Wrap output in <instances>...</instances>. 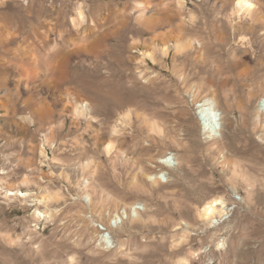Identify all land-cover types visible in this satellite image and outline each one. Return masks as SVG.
<instances>
[{"label": "rangeland", "instance_id": "obj_1", "mask_svg": "<svg viewBox=\"0 0 264 264\" xmlns=\"http://www.w3.org/2000/svg\"><path fill=\"white\" fill-rule=\"evenodd\" d=\"M178 1L149 0L173 13ZM231 1L187 0L183 34L146 49L153 33L138 22L146 0H0V264H264V0H251L258 14L241 19ZM100 4L130 8L109 42L126 63L112 65L111 54L86 64L74 57L70 80L46 87L39 61H53L56 49L43 47L42 36L59 44L79 11L92 17ZM34 30L37 40L22 46ZM135 40L155 62H128L142 57L131 52ZM163 43L182 48L162 55ZM107 78L118 92L112 100L89 86L101 90ZM208 98L223 113L214 141L196 110ZM80 101L94 102V118L76 111ZM166 155L181 168L161 164ZM160 172L168 182L148 178ZM8 190L30 196L6 197ZM217 196L235 210L212 227L199 211ZM138 202L146 210L133 219ZM126 208L131 220L114 230L118 247L100 251L89 212L107 221L102 212Z\"/></svg>", "mask_w": 264, "mask_h": 264}, {"label": "bare ground", "instance_id": "obj_2", "mask_svg": "<svg viewBox=\"0 0 264 264\" xmlns=\"http://www.w3.org/2000/svg\"><path fill=\"white\" fill-rule=\"evenodd\" d=\"M231 2H233V10L231 13L233 17H239L241 19L242 17L248 14H251V13L258 14L257 12L254 11V5L251 2V0H234ZM186 3H187V0L178 1L177 7H176L177 9L175 13H173V11H170V7L166 6L164 3H161L159 5H153L149 2V0H146L145 4H140L143 7L142 13L144 12V14L138 18V22L142 27H144L145 29L153 33V36H151V38L148 41H145L143 44L146 49H153V48L156 49L157 42H167V38L176 36V34L177 35L183 34V32L185 31L184 26L186 25L184 23L185 19H184V16L182 15L183 14L182 10L185 9ZM129 9L130 8L128 5L126 7H123V9H121L120 7H113L109 5L103 6L100 4V6H98L95 9V12L94 14H92V17L87 16L85 13L86 11L85 12L79 11L77 18H73L72 16L73 18L71 20L72 28H69V29H66L60 32L59 44H58V41L56 42L55 40L50 39L48 36H42L43 47H46L49 50L56 49L53 61H50L47 59H41L39 61V66H40V69L43 75L42 83L46 87H50L52 84L54 86L59 87L63 85L64 82L70 80L69 70H70V66L74 63V62L72 63V59L74 57L76 59L79 58L81 62L86 64L89 57L91 60H95V59L99 60L103 56H110L111 54L110 63L112 65H116L118 68H120L121 65H123L122 63H126L125 59H123L122 56H120L121 52H119V50L112 51L109 45V42L111 39L117 37L120 30L125 27V23H126L125 16H126V12H128ZM151 9L154 11H157L158 13H156L155 16L146 17L145 12ZM55 17H58V16H55ZM50 22H52L51 19H50ZM58 23L59 22H57V24ZM39 35H40L39 31L34 30L30 36L24 38L22 46L29 44L31 42L30 41L31 39L37 40V36ZM163 44L165 45H163L162 48H160L162 55H168L171 50H175L178 53L182 48L181 47L182 43L177 44V45H173V44L167 45L166 43H163ZM130 49L132 53L139 54V56H142L141 59H136L138 57L130 56L128 58V62L130 61V63L138 62V64L148 65L147 64L148 60L155 62V60L157 59L155 53H145V54L144 52L142 53L140 49V43L138 40L134 41ZM6 51L10 54H13L11 49L9 48H6ZM112 53H113V56H112ZM104 62L106 61L104 60ZM93 66H94V63H93ZM140 75L142 76L143 73H141ZM148 81L149 80L147 79L144 81V83H148ZM109 83H111L110 78L102 80V82L100 83L102 87L101 90L99 89L98 85L93 82H91L89 86L92 89V92H94L95 94L100 95V97H103L105 100H112L115 98V92H117V90L109 89V86H108ZM72 90L76 91L75 95H76V99H78V97L80 96L79 94L80 92L77 91L76 88H72L68 91V93L70 94ZM73 91L71 93H73ZM118 99L119 98H117L116 100ZM206 100H207V106H210L214 113H218V112L221 113L220 120L222 123L221 125V130H222L223 129V113L218 107L217 100L215 98H208ZM117 103L119 104V101H117ZM77 106L78 107L76 108V111L79 113H82L83 117H86V118L90 117L91 119L94 118L91 115L94 109V102H92V104L83 102ZM25 108L33 109L34 113L37 115L39 122H42L48 116V115L41 113V111H39L36 108V106L30 101L25 102ZM259 109H260V112L264 113V107L261 105V103H260ZM197 114L202 123L204 135L207 138L213 140V136L218 135V125L215 124V122L212 120V117L209 113V108H202L201 110H197ZM118 123L119 124L116 125V127H114L113 129L114 130L113 133H118L119 131L118 128L125 125L123 117L120 119V121L118 120ZM219 137H220V134L218 135V138ZM107 150L109 151L110 147H107ZM104 151H106V149ZM159 161L161 164L166 165L168 166V168H171V169L181 168L180 161L178 160L177 157H174V155H171L170 157L168 155L163 156ZM1 174H7V172L3 171ZM156 176L149 175L148 178L150 180L156 181L157 179L155 178ZM168 176H169L168 172L161 173L160 182L161 183L168 182L169 181ZM1 191L2 190H0V192ZM11 196H20L23 199H27L30 196V194L23 193L21 191H16V192L10 191V190L6 191V197H11ZM86 198L88 199L89 202L91 201V198L89 196H87ZM234 210H235V207H229V205L225 202L223 197L217 196L211 199L210 201H208L203 206V208L199 211V218L201 221L205 223H209L210 226L213 227L221 223L223 219L229 218L233 214ZM130 211H131V208H130ZM118 213L119 215H128L127 208L123 209L122 211L119 210ZM38 214L42 217H45V214L43 212H38ZM141 214L142 213H133L132 214L134 215L133 219L140 218ZM121 228L122 227H120V229ZM188 230L189 229H187L186 233L184 234V238L189 233ZM96 241L98 243L97 245L98 248L104 247L106 249H109L110 251V250H115L118 247V244H116V242H113L111 239H107V234L104 232L99 233ZM222 246L224 245H221V247ZM182 264H187V262L184 261L182 262Z\"/></svg>", "mask_w": 264, "mask_h": 264}, {"label": "built area", "instance_id": "obj_3", "mask_svg": "<svg viewBox=\"0 0 264 264\" xmlns=\"http://www.w3.org/2000/svg\"><path fill=\"white\" fill-rule=\"evenodd\" d=\"M261 105L264 107V99L261 101ZM202 108H209V113L212 117V120L215 122V124L218 125V135L221 134V113H214L212 111V108L210 106H207V100H202L200 102L196 103V110H201ZM202 132H204L202 130ZM217 136H213V141L218 138ZM170 157V156H169ZM43 162H46L47 159H49V152L48 150H45V156L42 158ZM166 166V165H165ZM168 167V166H167ZM156 174L152 175L155 176ZM160 176L161 172L159 173V176H156L155 178L157 183H160ZM152 182H156L154 180H151ZM145 211V205L143 203H135L133 206H131V213H143ZM103 216H107V221H102L95 217L94 213L91 211L88 214V218L90 222L93 224L95 231L104 232L107 233V239H111L113 242H116V239L114 237V230L119 229L122 227L127 221L131 220V215H119L118 210L114 213L111 210H106L105 212H102ZM97 242V241H96ZM100 251L102 252H110L109 249H106L104 247H100Z\"/></svg>", "mask_w": 264, "mask_h": 264}]
</instances>
